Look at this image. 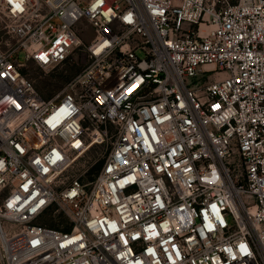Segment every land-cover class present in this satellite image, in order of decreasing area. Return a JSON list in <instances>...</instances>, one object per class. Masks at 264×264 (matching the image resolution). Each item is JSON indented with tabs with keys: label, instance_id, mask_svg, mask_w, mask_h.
Masks as SVG:
<instances>
[{
	"label": "built area",
	"instance_id": "1",
	"mask_svg": "<svg viewBox=\"0 0 264 264\" xmlns=\"http://www.w3.org/2000/svg\"><path fill=\"white\" fill-rule=\"evenodd\" d=\"M0 192L1 264H264V0H0Z\"/></svg>",
	"mask_w": 264,
	"mask_h": 264
},
{
	"label": "rangeland",
	"instance_id": "2",
	"mask_svg": "<svg viewBox=\"0 0 264 264\" xmlns=\"http://www.w3.org/2000/svg\"><path fill=\"white\" fill-rule=\"evenodd\" d=\"M91 36L92 29H90L89 36L82 39L83 43L87 44ZM138 54L141 55V52H138ZM18 60L21 62L24 61L23 51L19 52ZM85 62L86 56L82 50L78 48L73 50L66 62L54 68H42L34 62L29 61L26 66V73L34 80L36 89L41 93V95L48 98L57 94L66 81L76 74ZM108 149V142L101 145H94L84 156L76 161L75 169L80 172L83 170L86 171L82 177L85 182L90 180L97 172V165L99 163L102 164ZM1 196L2 192H0V199ZM57 221H62L64 224L68 222L64 215L52 212L45 213L37 219L38 223L48 226H57Z\"/></svg>",
	"mask_w": 264,
	"mask_h": 264
},
{
	"label": "trees",
	"instance_id": "3",
	"mask_svg": "<svg viewBox=\"0 0 264 264\" xmlns=\"http://www.w3.org/2000/svg\"><path fill=\"white\" fill-rule=\"evenodd\" d=\"M100 164H101V163H99V164L97 165V171H98V170H99V168H100Z\"/></svg>",
	"mask_w": 264,
	"mask_h": 264
}]
</instances>
